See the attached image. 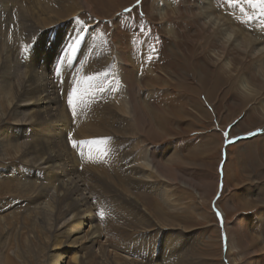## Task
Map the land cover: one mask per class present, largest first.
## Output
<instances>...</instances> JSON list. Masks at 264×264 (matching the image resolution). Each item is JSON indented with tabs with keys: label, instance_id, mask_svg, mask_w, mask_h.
Wrapping results in <instances>:
<instances>
[{
	"label": "rangeland",
	"instance_id": "obj_1",
	"mask_svg": "<svg viewBox=\"0 0 264 264\" xmlns=\"http://www.w3.org/2000/svg\"><path fill=\"white\" fill-rule=\"evenodd\" d=\"M45 3L0 0V264H49L65 242L54 247L70 218L69 194L47 184L56 174L94 209L99 236L81 262L264 264V0ZM77 33L81 51L65 57ZM89 70L84 107L101 131L80 137L68 95ZM43 79L55 104L47 121L21 107ZM43 140L58 165L48 175Z\"/></svg>",
	"mask_w": 264,
	"mask_h": 264
},
{
	"label": "bare ground",
	"instance_id": "obj_2",
	"mask_svg": "<svg viewBox=\"0 0 264 264\" xmlns=\"http://www.w3.org/2000/svg\"><path fill=\"white\" fill-rule=\"evenodd\" d=\"M46 0H44V3H45ZM56 0H47V3H45V5L42 6V10L46 11L48 9H55L56 7V4L54 3ZM82 1V0H81ZM33 4V3H31ZM50 11V10H48ZM218 23V22H217ZM89 36V35H88ZM247 37V36H246ZM95 40V39H94ZM89 41V39H88ZM240 41V40H239ZM238 41V42H239ZM250 43V42H249ZM243 44V43H242ZM90 45V44H89ZM257 45H259L257 47ZM87 47V45H85ZM249 46V44L247 42H244V48L243 50L245 51V49ZM243 47V45H242ZM256 47L259 51H262L264 50V43H260V44H257L256 43ZM85 49V48H84ZM89 50V49H88ZM87 50V51H88ZM79 54V53H78ZM82 54V53H81ZM80 58V57H79ZM85 59V58H84ZM33 60V59H32ZM95 61V60H94ZM89 62V61H88ZM4 64V63H3ZM30 64V63H29ZM76 64V63H75ZM84 64V63H83ZM67 65V64H66ZM69 65V64H68ZM87 65V64H86ZM10 66V65H9ZM84 66V65H83ZM261 66H263L264 68V59L262 60L261 62ZM64 67V66H63ZM8 68V67H7ZM72 68V67H71ZM86 68V66L83 68V70ZM3 69H6V68H3ZM2 69V70H3ZM10 69V68H9ZM76 69V68H74ZM89 69V68H88ZM92 70V69H91ZM4 72V71H3ZM80 72V71H79ZM89 72V75L92 76H95L96 73H91V71H85V72H82L83 74V77H80L81 79V82L80 83V91L78 92L75 100L73 101V106H74V110L75 112L77 113V119H76V122H77V127H78V132L80 133L79 134H76V136H80V137H83V135L85 133H87L88 131H95V132H100L101 131V128L99 125H97V119L95 120L92 119L90 117V114L88 112V110L85 109L84 107V101H91L93 100L92 99V91L94 92V88H93V84L92 82H90L89 80H94V78H87V75L86 73ZM74 73V72H73ZM39 74V73H38ZM69 74H72V73H69ZM77 74V72L75 73ZM79 75V73H78ZM76 76V75H75ZM77 77V76H76ZM96 77V76H95ZM73 78V77H72ZM58 79V78H57ZM74 79V78H73ZM78 79V78H77ZM29 80V79H28ZM36 80V79H35ZM34 80V87L31 90L30 87H31V84H29L28 86L26 85V87H28L29 89V95L26 96V100L27 102L22 105L21 107L23 108H27V111H28V115L31 116V118H42L44 119L45 121H47V117H52L54 116L52 113H53V110L55 111V104L53 103V98L50 97V94L47 92L49 89L48 86H46L45 84V79H43L42 81H39L37 80L35 82ZM67 80V79H66ZM79 80V79H78ZM58 81V80H57ZM110 81V80H109ZM32 82V80H31ZM63 83V82H62ZM103 83V82H102ZM49 84V83H48ZM66 85V84H65ZM105 86V85H104ZM78 87V86H77ZM76 88V87H75ZM15 89V88H14ZM64 89V88H63ZM67 89V88H66ZM72 89V87L70 88ZM78 89V88H77ZM95 89H98V90H101V87H97ZM17 90V89H16ZM15 90V91H16ZM57 90V89H56ZM110 90V89H109ZM129 90V89H128ZM51 91V90H50ZM111 91V90H110ZM6 92V90H5ZM11 92V91H10ZM9 92V93H10ZM47 92V94H46ZM101 92H103V89L101 90ZM112 92V91H111ZM110 92V93H111ZM11 94V93H10ZM17 94V93H16ZM15 94V95H16ZM72 94V93H70ZM94 94V93H93ZM99 94V93H98ZM97 95V94H96ZM246 95V94H245ZM63 96V95H62ZM248 96V94L246 95ZM18 97V96H16ZM86 97V98H85ZM97 97V96H96ZM99 97V96H98ZM101 97V96H100ZM114 97V96H113ZM133 97V96H132ZM19 98V97H18ZM62 98V97H61ZM110 98V97H109ZM16 99V98H15ZM55 99H58V98H55ZM106 99V98H105ZM18 100V99H17ZM16 100V101H17ZM20 100V99H19ZM61 100V99H60ZM102 100V98L100 99ZM12 101V100H11ZM24 101V100H23ZM56 101V100H55ZM99 101V99H98ZM104 101V100H103ZM60 102V101H59ZM58 102V103H59ZM94 102H97V101H94ZM112 102V101H111ZM11 103V102H10ZM19 103V102H18ZM21 103V102H20ZM88 103V102H87ZM103 103V102H102ZM22 104V103H21ZM57 104V103H56ZM90 104V103H89ZM88 104V105H89ZM18 105V104H17ZM59 105V104H58ZM65 105V104H64ZM108 105V104H107ZM87 106V105H86ZM13 107V106H12ZM61 107V106H60ZM98 107V105H97ZM57 108V107H56ZM59 108V107H58ZM66 108V107H65ZM71 108V107H70ZM92 108V107H91ZM15 109V108H13ZM89 109V108H87ZM95 109V108H94ZM22 110V109H21ZM72 110V109H71ZM100 110V108H99ZM103 110V109H102ZM109 110V109H108ZM107 110V112H109ZM16 111V110H15ZM92 111V110H91ZM106 111V109H105ZM103 111V112H105ZM137 111V110H136ZM17 112V111H16ZM117 112V111H116ZM144 112V111H143ZM147 112V111H146ZM92 115H94L92 113ZM101 115V114H100ZM111 115V114H110ZM132 115V114H131ZM107 116V115H106ZM140 116V115H139ZM138 116V117H139ZM76 117V115H75ZM90 117V118H89ZM108 118V117H107ZM53 119V118H52ZM113 119H115L113 117ZM27 120V119H26ZM68 120L67 116L65 115V113L59 108L57 109V112L55 114V122H53V127L52 129H55V133H59L61 134V131H63V129L61 128H66L65 126L67 125L66 124V121ZM73 120V118H72ZM16 121V120H15ZM25 121V120H24ZM44 121V122H45ZM71 121V120H70ZM74 121V120H73ZM107 121V120H106ZM105 121V122H106ZM110 121V120H109ZM18 122V121H17ZM42 122V121H41ZM43 122V123H44ZM51 122V121H49ZM68 122V121H67ZM133 122H135L133 120ZM22 123V122H21ZM36 123V122H35ZM42 123V124H43ZM47 123V122H46ZM132 123V122H131ZM19 124V123H18ZM41 124V125H42ZM72 124H74L72 122ZM99 124V123H98ZM116 126V125H115ZM109 126H107L108 128ZM49 128V127H47ZM68 128V127H67ZM46 129V128H45ZM59 129L61 130L59 132ZM110 129V128H109ZM39 130V129H37ZM36 130V131H37ZM47 130V129H46ZM66 130V129H65ZM76 130V129H75ZM116 130V129H115ZM114 130V131H115ZM113 131V130H112ZM46 132V131H45ZM54 132V131H53ZM48 133V132H47ZM71 133V131L69 132ZM116 133V132H114ZM36 134V132L34 133ZM43 135H45L44 133H42ZM90 134V133H89ZM92 134V132H91ZM106 134V133H105ZM111 134V133H110ZM72 137L73 134H71ZM113 135V134H112ZM47 136V134H46ZM57 136H60V135H56L55 137ZM114 136V135H113ZM38 137V136H37ZM42 137V136H41ZM45 137V136H44ZM49 137V136H48ZM100 137V136H99ZM46 138V137H45ZM62 138V137H60ZM48 139V138H47ZM54 139V138H53ZM96 139V138H95ZM104 139V138H103ZM112 139V138H111ZM40 140V139H39ZM50 140V138H49ZM55 140V139H54ZM119 140V139H118ZM2 141V140H1ZM4 141V140H3ZM94 141V140H93ZM34 142V141H33ZM43 142L45 143V145H42V149H41V153H40V157H42L41 159L43 160V163L42 165H44L43 168H45V171H46V175H48L47 173H51L54 171L55 168L58 167L57 164H53L55 163L56 161V156L55 154H53L52 150L48 147V143H46L44 140ZM97 142V141H96ZM104 142V141H103ZM35 143V142H34ZM60 143V142H59ZM1 144V143H0ZM30 145V144H29ZM41 145V144H39ZM55 145V144H54ZM23 146V145H22ZM66 146V145H65ZM97 146V145H96ZM113 146V145H112ZM56 147V146H55ZM93 147V146H92ZM115 147V146H114ZM78 148V147H77ZM80 150H81V147H79ZM34 149V148H33ZM109 149V148H108ZM112 149V148H111ZM120 149V148H119ZM31 150V149H30ZM95 150V149H94ZM22 151V150H21ZM32 151V150H31ZM68 151V150H67ZM78 151V150H77ZM85 151V150H83ZM80 152V151H78ZM113 152V151H112ZM154 149L152 148H147L146 151H145V154L144 156H147V164L146 165V168L148 167H151V164L150 162H152V156L154 153ZM37 153V152H36ZM85 153V152H84ZM88 153V152H87ZM85 153V154H87ZM82 154V153H81ZM99 154V153H98ZM132 154V153H131ZM94 154L91 152L89 154V162L94 165H99L98 162H96V159H94ZM118 156V155H117ZM85 157V156H84ZM122 158V157H120ZM142 159V158H141ZM144 161L146 160L145 158H143ZM142 159V160H143ZM40 161V160H39ZM84 161V160H83ZM88 162V161H87ZM88 162V163H89ZM127 162V161H126ZM149 162V163H148ZM106 163V161H105ZM128 163V162H127ZM64 164V163H63ZM85 164V162H84ZM110 164V163H109ZM134 164V163H132ZM111 165V164H110ZM133 166V165H132ZM137 166V165H136ZM129 167V166H128ZM100 168H102L100 166ZM116 168V167H115ZM125 168V167H124ZM158 168V167H157ZM127 170V169H126ZM124 172V171H123ZM127 172V171H126ZM56 174V173H55ZM119 174V173H118ZM48 177H51V178H54L53 182H47V184L50 186V185H53L55 182H57V184L55 185V191H56V196L57 198H60L59 196L63 197V196H66L67 194H69V197H67V200L65 199V201H68V204L66 203V210H65V213L67 215H70V218H69V225L67 226V228H65L60 234L58 235H55L56 237V240L54 242H56L55 246L56 247L58 244L57 242L59 241L58 239H61L60 235L64 238L65 242L61 244V247H56L52 250V252H56L52 255H50L51 257V260L49 262V264H65V262L62 263V259L64 258L65 255H70V260L76 264H80V263H77L78 262H81V260H78V258H81V255H84L85 252L87 253L88 257L91 256V254L93 253L91 251V248L93 247V245H96L97 244V238L99 236V231L97 230V227L94 225V222H95V218H91L94 217V212H93V207L92 206H87V201L85 202L84 199H79L77 196L75 197V193H71V191H73L74 189V184L72 182H70L69 184L67 183V185L65 184V182L63 181V176H59V175H51V176H48ZM129 179V178H128ZM133 180V179H132ZM111 183V182H110ZM46 184V185H47ZM115 184V183H114ZM84 185V184H83ZM111 186V185H110ZM31 188V186H30ZM43 188V187H42ZM75 190V189H74ZM54 191V192H55ZM33 192V190H32ZM35 193V192H34ZM32 194V193H31ZM39 198V197H38ZM41 198V197H40ZM42 200V199H40ZM63 200V198H62ZM64 201V200H63ZM62 201V202H63ZM64 203V202H63ZM40 206H42L41 208L43 207H49V205H45V204H48V203H45L44 205L42 203H39ZM40 208V209H41ZM45 209V208H44ZM86 228V231H83V229ZM61 242V241H60ZM59 243V242H58ZM62 248V251L61 249ZM59 250V252H58ZM77 251L80 253V255L77 256V253L74 252V251ZM86 250V251H85ZM81 264H87V262H81Z\"/></svg>",
	"mask_w": 264,
	"mask_h": 264
},
{
	"label": "snow or ice",
	"instance_id": "obj_3",
	"mask_svg": "<svg viewBox=\"0 0 264 264\" xmlns=\"http://www.w3.org/2000/svg\"><path fill=\"white\" fill-rule=\"evenodd\" d=\"M139 2V0H138ZM85 42V36L82 33H77L76 35H74L71 40L67 43L65 49H64V56L65 57H71L72 59H75L76 55L78 53H80L81 51V46L84 44ZM62 58L60 57L59 60H61ZM69 67H71V63L70 61H68ZM68 105L69 107L73 108L72 111V116L73 118L76 115V112L74 110V106H73V99H72V95L69 94L68 95ZM225 138L227 139L228 137V133H225ZM69 141L71 142V145L73 148L77 147V142L75 140L71 139V136L68 137ZM94 141H80L81 144H87V143H93Z\"/></svg>",
	"mask_w": 264,
	"mask_h": 264
}]
</instances>
